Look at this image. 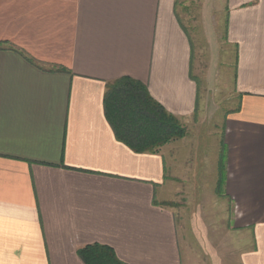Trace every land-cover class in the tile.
<instances>
[{"label": "crops", "instance_id": "obj_1", "mask_svg": "<svg viewBox=\"0 0 264 264\" xmlns=\"http://www.w3.org/2000/svg\"><path fill=\"white\" fill-rule=\"evenodd\" d=\"M182 6L0 0V264H85L77 250L92 243L126 264H228L180 245L168 203L179 147L136 153L104 113L106 84L127 76L186 127L208 114ZM219 8L236 104L214 184L231 203L235 264H264V0Z\"/></svg>", "mask_w": 264, "mask_h": 264}, {"label": "rangeland", "instance_id": "obj_2", "mask_svg": "<svg viewBox=\"0 0 264 264\" xmlns=\"http://www.w3.org/2000/svg\"><path fill=\"white\" fill-rule=\"evenodd\" d=\"M221 1L183 0L186 6L181 7L182 20L192 40L194 73L208 114L202 120L195 119L192 125H184L186 141L171 142L179 147V154L174 156L178 180L171 182L168 192L172 200L168 203L178 214L180 245L193 248L195 257H222L228 264H235L238 246L231 203L217 192L214 184L221 123L227 110L236 104L229 87L235 49L224 45ZM165 157L168 165L170 154L165 153Z\"/></svg>", "mask_w": 264, "mask_h": 264}, {"label": "trees", "instance_id": "obj_3", "mask_svg": "<svg viewBox=\"0 0 264 264\" xmlns=\"http://www.w3.org/2000/svg\"><path fill=\"white\" fill-rule=\"evenodd\" d=\"M104 113L116 138L136 153H157L163 145L187 134L179 118L156 101L142 82L131 77L106 84ZM77 254L85 264H126L104 244L85 245Z\"/></svg>", "mask_w": 264, "mask_h": 264}]
</instances>
